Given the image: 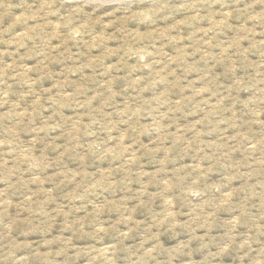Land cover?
<instances>
[{
    "label": "rangeland",
    "instance_id": "obj_1",
    "mask_svg": "<svg viewBox=\"0 0 264 264\" xmlns=\"http://www.w3.org/2000/svg\"><path fill=\"white\" fill-rule=\"evenodd\" d=\"M0 264H264V0H0Z\"/></svg>",
    "mask_w": 264,
    "mask_h": 264
},
{
    "label": "bare ground",
    "instance_id": "obj_2",
    "mask_svg": "<svg viewBox=\"0 0 264 264\" xmlns=\"http://www.w3.org/2000/svg\"><path fill=\"white\" fill-rule=\"evenodd\" d=\"M88 1H99V2H103V3H115V2H118L120 0H88Z\"/></svg>",
    "mask_w": 264,
    "mask_h": 264
}]
</instances>
